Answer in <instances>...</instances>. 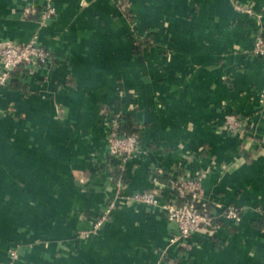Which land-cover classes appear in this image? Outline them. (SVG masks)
I'll list each match as a JSON object with an SVG mask.
<instances>
[{"label": "crops", "instance_id": "0c3cea01", "mask_svg": "<svg viewBox=\"0 0 264 264\" xmlns=\"http://www.w3.org/2000/svg\"><path fill=\"white\" fill-rule=\"evenodd\" d=\"M31 1L0 0V41L52 58L0 88V264H264V0H50L45 24ZM111 122L139 138L122 166ZM194 176L212 220L183 246L163 207Z\"/></svg>", "mask_w": 264, "mask_h": 264}, {"label": "built area", "instance_id": "2783aa9c", "mask_svg": "<svg viewBox=\"0 0 264 264\" xmlns=\"http://www.w3.org/2000/svg\"><path fill=\"white\" fill-rule=\"evenodd\" d=\"M21 16L23 18L38 16L39 21L45 24L55 18L56 10L50 0H45L43 9L38 11L34 0L23 8ZM253 53L258 57L264 58L263 37H256ZM51 59V54L35 40L19 45H0V88L9 85L13 71L18 67L37 68L48 64ZM225 125L230 133H238L243 131L244 120L238 115L227 114L225 116ZM106 145L109 155L113 159L118 160L122 166L139 151V138L136 134H120L118 123L111 122L106 137ZM202 180V176H194L182 178L177 183H173L177 191L178 202L169 203L163 207L167 220L174 222L177 226V233L170 239L172 243L180 242L183 246H187L186 241L192 234L197 232L202 225L211 223L212 219L208 211ZM126 199L152 207L159 205V195L153 190L137 192ZM117 200L118 197L115 196L98 215L94 229H98L107 221L116 206ZM224 219L238 223L241 220V216L235 209L229 208L225 212ZM11 257L16 259V252H11Z\"/></svg>", "mask_w": 264, "mask_h": 264}, {"label": "trees", "instance_id": "16d2710c", "mask_svg": "<svg viewBox=\"0 0 264 264\" xmlns=\"http://www.w3.org/2000/svg\"><path fill=\"white\" fill-rule=\"evenodd\" d=\"M140 44V43H139ZM21 67V66H20ZM23 67V66H22ZM19 68V67H18ZM17 68V69H18ZM16 70V69H15ZM14 70V71H15ZM13 71V72H14ZM17 74V72H14V73H12V75H16ZM12 85H15V82L14 81H12L11 82V85L10 86H12ZM127 131H129V128L127 127V123L126 124H122L121 126H120V128H119V132H120V134H130V133H128ZM131 134H135V131L133 130L132 132H131Z\"/></svg>", "mask_w": 264, "mask_h": 264}, {"label": "water", "instance_id": "95a60500", "mask_svg": "<svg viewBox=\"0 0 264 264\" xmlns=\"http://www.w3.org/2000/svg\"><path fill=\"white\" fill-rule=\"evenodd\" d=\"M3 44L19 45L20 43L19 42L10 41V40H2V41H0V45H3Z\"/></svg>", "mask_w": 264, "mask_h": 264}]
</instances>
